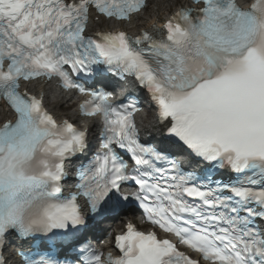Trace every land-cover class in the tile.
<instances>
[{
  "label": "snow or ice",
  "instance_id": "obj_1",
  "mask_svg": "<svg viewBox=\"0 0 264 264\" xmlns=\"http://www.w3.org/2000/svg\"><path fill=\"white\" fill-rule=\"evenodd\" d=\"M190 2L130 36L86 34L90 9L131 22L147 0H0V100L14 113L0 124V253L15 237L33 241L16 253L22 264H199L131 222L115 236V258L81 242L85 213L135 203L208 264H264V0ZM109 76L148 93L158 143L141 142L135 99L117 103L73 79ZM40 79L87 97L80 116L99 120L101 151L76 168L68 195L66 163L87 153L91 129L57 123L43 96L20 90ZM181 156L197 158L200 174Z\"/></svg>",
  "mask_w": 264,
  "mask_h": 264
},
{
  "label": "bare ground",
  "instance_id": "obj_2",
  "mask_svg": "<svg viewBox=\"0 0 264 264\" xmlns=\"http://www.w3.org/2000/svg\"><path fill=\"white\" fill-rule=\"evenodd\" d=\"M240 2L242 0H239ZM179 2H181V0H160V1H156V2H152L150 6H148L145 10V12L143 14H139L136 17V21L135 22H131L129 25H127V27H130L132 29L134 24L137 23H142L143 25L145 24V22H148L146 24V26H150L152 24V22L161 19L164 15H166L168 13L167 9L170 7H174L176 6ZM114 24L110 23V22H104V21H100L96 24H91L92 28H96V27H112ZM121 26V25H120ZM43 94H44V99L45 100H53L52 102V108L51 110L53 111V113L58 117H63L62 115H60L59 113V107L62 106L63 101H61L62 99L54 92V90H51L48 86H43ZM69 118H73L74 115L73 114H68L67 115ZM6 117V111L4 109V107L2 105H0V118H2V120ZM1 120V122H2ZM141 126L143 128H145L146 130H152V123L151 122H142Z\"/></svg>",
  "mask_w": 264,
  "mask_h": 264
}]
</instances>
